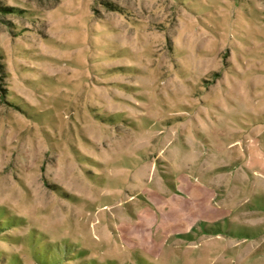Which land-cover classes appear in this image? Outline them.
Listing matches in <instances>:
<instances>
[{
    "label": "rangeland",
    "instance_id": "374dc122",
    "mask_svg": "<svg viewBox=\"0 0 264 264\" xmlns=\"http://www.w3.org/2000/svg\"><path fill=\"white\" fill-rule=\"evenodd\" d=\"M0 264H264V0H0Z\"/></svg>",
    "mask_w": 264,
    "mask_h": 264
},
{
    "label": "crops",
    "instance_id": "0c3cea01",
    "mask_svg": "<svg viewBox=\"0 0 264 264\" xmlns=\"http://www.w3.org/2000/svg\"><path fill=\"white\" fill-rule=\"evenodd\" d=\"M175 178H176L177 183L174 181L175 185L173 188L178 193H182V192H185V194L187 193L194 201L197 202V204L194 206L195 208L193 210L196 211L198 209L200 214L202 215L203 219H206L207 221H211L212 212L213 213L227 212L226 209L222 206V203H219V205H216V204H212L210 202L205 201V198H206L205 193L209 189L203 185L198 184V182L195 181V178L191 179L190 176H187L185 174H179ZM173 188H172V190H173ZM180 191H182V192H180ZM209 191H211V190H209ZM215 193H216V191H215ZM215 196H216V194H215ZM160 198L165 199V197L162 195H160ZM167 205L170 207L169 210H167V211H170L172 209L173 213L168 212L166 214H168V216H170L171 218H174L177 223L179 222V220H182V219L185 221V218L188 217V214H189L188 211L189 210H188V207L184 204L183 199H179V200L177 199L174 202H168ZM173 209H174V211H173ZM197 213H198V211H197ZM136 217H137V221L139 223L140 218H139V216H136ZM147 218H148L147 221L145 219H142V221L145 220L147 222V224L150 226L152 224L151 223V217H147ZM136 226H137V224L135 225V227ZM180 227H182L184 229V228H186V224L183 226H180ZM130 232L132 233V235L130 236V239H128V240L130 242H132L133 244H135L134 246H136L137 248H142L145 251H149L152 246L154 248V245L156 244V242H158L157 236L155 235L152 237L150 232L149 233L142 232V234H144V235L146 234V235L143 236V239H142V237L140 238L141 241L139 240V235L137 234V232H140L139 230L136 232H132V231H130ZM184 237H189V236H183V237H181V239H179V241L184 242L185 244L186 243L187 244L192 243V241L186 242L183 239Z\"/></svg>",
    "mask_w": 264,
    "mask_h": 264
}]
</instances>
